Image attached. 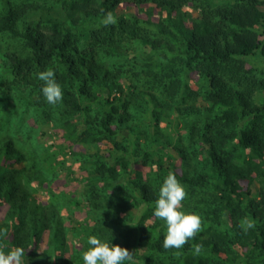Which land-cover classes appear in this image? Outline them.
<instances>
[{
    "label": "trees",
    "instance_id": "1",
    "mask_svg": "<svg viewBox=\"0 0 264 264\" xmlns=\"http://www.w3.org/2000/svg\"><path fill=\"white\" fill-rule=\"evenodd\" d=\"M263 93L264 0H0V250L83 264L96 235L132 264H264ZM169 172L202 221L181 249L153 215Z\"/></svg>",
    "mask_w": 264,
    "mask_h": 264
},
{
    "label": "clouds",
    "instance_id": "2",
    "mask_svg": "<svg viewBox=\"0 0 264 264\" xmlns=\"http://www.w3.org/2000/svg\"><path fill=\"white\" fill-rule=\"evenodd\" d=\"M117 22L113 13L108 12L102 20L107 26ZM37 77L43 82L41 93L48 104L56 105L63 99V89L56 80V73L52 69H47L37 73ZM185 187L178 181L174 173L164 178L159 189L158 199L155 201L153 215L164 221L166 234L163 237L162 247L164 249H181L190 240L195 238L201 230V217L192 212L181 210V203L186 198ZM242 228H252L250 221L245 219ZM6 239V232L0 229V240ZM88 248L83 254V264H132L133 257L127 248L119 245H110L102 241L96 235L87 239ZM203 249L202 244H194L192 250L199 255ZM25 252L21 247L15 250H0V264H21Z\"/></svg>",
    "mask_w": 264,
    "mask_h": 264
},
{
    "label": "rangeland",
    "instance_id": "3",
    "mask_svg": "<svg viewBox=\"0 0 264 264\" xmlns=\"http://www.w3.org/2000/svg\"><path fill=\"white\" fill-rule=\"evenodd\" d=\"M126 6L123 4V5H121L120 6V8H119V11H123V10H125L126 8H125ZM139 15L141 16V17H143V18H146V15H145V12L144 13H139ZM155 20H157V18L155 17ZM256 63H261V61L260 60H257L256 61ZM192 80H193V82H195L196 80H197V76L196 75H192ZM264 100V93L263 94H259L258 95V101H263ZM57 137V136H56ZM55 143H57V145H59L60 143H61V140H60V138L59 137H57L56 139H55ZM75 175H74V178H76V177H78V179L79 180H81L84 176H85V174L84 173H82V172H80L79 170H77V166H76V170H75ZM74 186H75V183L74 182H66V183H64L63 181L62 182H58L57 184H56V187H57V189H60V188H63V189H66V190H71V192L72 191H75L74 189ZM80 189V188H79ZM79 189H77V191L79 190ZM3 212H4V208L2 207L1 209H0V216L3 214Z\"/></svg>",
    "mask_w": 264,
    "mask_h": 264
}]
</instances>
